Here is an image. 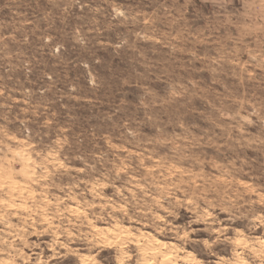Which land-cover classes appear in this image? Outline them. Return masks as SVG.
<instances>
[{"label": "rangeland", "instance_id": "obj_1", "mask_svg": "<svg viewBox=\"0 0 264 264\" xmlns=\"http://www.w3.org/2000/svg\"><path fill=\"white\" fill-rule=\"evenodd\" d=\"M0 264H264V0H0Z\"/></svg>", "mask_w": 264, "mask_h": 264}]
</instances>
